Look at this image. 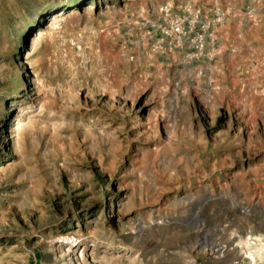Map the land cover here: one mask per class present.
I'll return each mask as SVG.
<instances>
[{
  "label": "rangeland",
  "instance_id": "obj_1",
  "mask_svg": "<svg viewBox=\"0 0 264 264\" xmlns=\"http://www.w3.org/2000/svg\"><path fill=\"white\" fill-rule=\"evenodd\" d=\"M202 4L0 0V264H264V24Z\"/></svg>",
  "mask_w": 264,
  "mask_h": 264
},
{
  "label": "crops",
  "instance_id": "obj_2",
  "mask_svg": "<svg viewBox=\"0 0 264 264\" xmlns=\"http://www.w3.org/2000/svg\"><path fill=\"white\" fill-rule=\"evenodd\" d=\"M219 4L223 2L222 8L225 14L221 22L217 21L211 27L202 24L208 16H211L209 8L206 5L196 6L199 11L197 32H203L202 35L207 36L205 32L210 31L211 36L216 43H222V36L227 35L234 25L238 31H243L244 23L249 21L257 22L259 25L264 24V0H215ZM206 4V3H205ZM249 11V13H248ZM247 27V24L245 25ZM243 28V29H242ZM264 43V42H263Z\"/></svg>",
  "mask_w": 264,
  "mask_h": 264
},
{
  "label": "built area",
  "instance_id": "obj_3",
  "mask_svg": "<svg viewBox=\"0 0 264 264\" xmlns=\"http://www.w3.org/2000/svg\"><path fill=\"white\" fill-rule=\"evenodd\" d=\"M198 16L199 11L196 10L191 13L190 17L187 18L183 15L172 14L169 9H163V23L160 27V37L161 41L167 42L170 46L172 43L179 45L184 38H191L199 40L195 30L198 27ZM218 21V19H216ZM199 42V41H198ZM202 48L201 42L196 45V49L200 51Z\"/></svg>",
  "mask_w": 264,
  "mask_h": 264
}]
</instances>
